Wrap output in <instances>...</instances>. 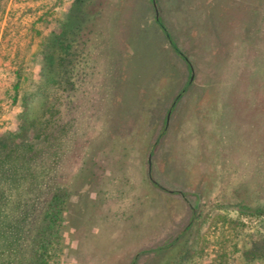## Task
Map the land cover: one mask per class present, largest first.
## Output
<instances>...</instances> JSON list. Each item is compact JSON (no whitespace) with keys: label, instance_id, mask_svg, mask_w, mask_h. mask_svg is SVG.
<instances>
[{"label":"rangeland","instance_id":"1","mask_svg":"<svg viewBox=\"0 0 264 264\" xmlns=\"http://www.w3.org/2000/svg\"><path fill=\"white\" fill-rule=\"evenodd\" d=\"M76 3H2L0 137L45 103L57 113L18 137L41 149L21 174L55 169L21 234L0 222V258L29 264L46 203L67 191L47 264H264V0H85L52 79L50 41ZM13 165L11 198L32 183Z\"/></svg>","mask_w":264,"mask_h":264},{"label":"trees","instance_id":"2","mask_svg":"<svg viewBox=\"0 0 264 264\" xmlns=\"http://www.w3.org/2000/svg\"><path fill=\"white\" fill-rule=\"evenodd\" d=\"M2 3L3 0H0V10L2 8ZM84 3L85 0H77L75 5L79 6V13L74 12L71 16L69 15L68 18L70 19H67L63 23L62 31L58 34L55 33L50 41V47L47 52L48 64L46 69L50 72L52 79H54L58 74L56 60L59 61L61 65L64 64L66 62L67 55L72 49V42L68 40V37L77 31L74 26L78 25L76 23L80 21L81 15L84 14ZM74 17H76V20ZM156 20L165 30L164 24L159 15H157ZM78 27L80 26L78 25L77 28ZM173 45L176 47L175 44ZM82 87L84 86H81L77 90ZM46 90H44V93L42 94L43 102L48 99L49 88ZM45 105L46 103L43 106V110H40L39 115L34 118L36 120L30 123V126L36 127L37 122L42 119H44L43 123L46 124L47 127L54 123L55 113L57 112L51 106L47 107L46 110V108H44ZM30 126H25L22 131L20 130L18 134H15L14 139L13 137L12 139L0 137V175H8L7 166L14 163L11 177L17 180L21 175L25 177L26 174H29V180L32 182L25 187L24 183H20L19 192L21 194L15 198H11L8 195V188H4L3 185H0V222L5 224V226H9L11 230H15L18 234H21L24 231L25 226L23 225L26 224L29 217H31L35 211V198L39 195L41 190L48 188L50 185L49 183L53 179V169H55L50 166L41 172L33 170L35 169L33 168L34 166L31 168L25 167L26 170L23 174H21V171L24 168L23 166H25L24 163L28 161V158L35 157L36 154L41 152V149L38 147V143L36 141L29 140L28 138L25 140L18 139L20 135L26 132L29 135L31 131ZM47 130H45V132L39 131L38 135L44 136L47 144H49L52 143V133H49ZM67 194V191H64L62 194H54L46 203L41 215L39 227L31 238L33 250L29 264H47L51 250L57 247L60 239L58 226L60 225L64 214L63 209L64 204L67 201ZM10 262L11 261H8L7 259L0 258V264H10ZM213 262L214 261H212L211 264H216Z\"/></svg>","mask_w":264,"mask_h":264},{"label":"water","instance_id":"3","mask_svg":"<svg viewBox=\"0 0 264 264\" xmlns=\"http://www.w3.org/2000/svg\"><path fill=\"white\" fill-rule=\"evenodd\" d=\"M154 4H155V6H156V0H154ZM165 29H166V28H165ZM166 32H167V35L170 37V35H169L167 29H166ZM193 77H194V76L192 75V77H191L190 81L188 82L187 86L184 88L183 91H181V92L179 93V95L177 96L175 102L172 104L170 110L168 111V115H167V118H166V127H167L168 124H169V119H170V116H171V113H172L173 106L175 105L177 99H178V98L183 94V92H184V91L190 86ZM161 135H162V134H161ZM161 135H160V136H161ZM155 145H156V144H155ZM155 145L152 147V149H151V151H150V154H149V174H150V175H151V172H152V153H153V149H154Z\"/></svg>","mask_w":264,"mask_h":264}]
</instances>
